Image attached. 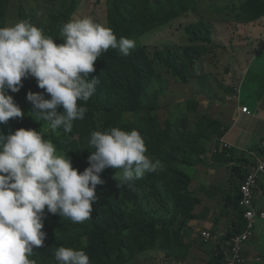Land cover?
Masks as SVG:
<instances>
[{
	"label": "rangeland",
	"instance_id": "1",
	"mask_svg": "<svg viewBox=\"0 0 264 264\" xmlns=\"http://www.w3.org/2000/svg\"><path fill=\"white\" fill-rule=\"evenodd\" d=\"M117 1L120 0H0V27L28 20L61 44L60 27L73 19L92 17L110 28ZM123 1V15L132 24L130 39L135 41L129 56L138 53L151 67V73L145 88L148 100L141 101L133 111L118 113L116 119L120 120L121 130L135 129L141 134L147 154L160 160L163 168L145 173L118 195L116 204L125 211L130 225V230L122 234L129 240V249L116 252L111 242V264H173L170 259H174L176 246L181 247L178 244L183 220L196 204L198 190L203 193L208 184L206 169L211 161L214 164L217 143L223 140L222 130L228 128L240 71L255 46L263 44L264 0ZM167 49L179 55L171 59L177 69L168 68L156 55ZM103 57L107 55L102 53L94 67ZM30 79L35 78L23 81ZM108 89L115 93L109 85ZM8 94L24 115L0 125V133L19 128L44 132L45 138L52 140L58 152L66 153L79 172L83 170L74 161L80 155L76 150L79 132H87L91 121L99 127L97 131L111 128L108 116L100 112L92 119L85 116L82 121H74L71 133L65 135L60 129L57 135L48 129L47 122L34 118L25 92L19 96L10 91ZM87 149L94 151L90 146ZM115 172L107 168L100 175L114 179ZM259 187L264 190V176ZM98 206L99 199L93 209ZM106 207L108 204L100 205L101 210ZM60 220L58 214L45 209L42 230L48 232L47 228ZM78 225L73 224L72 233H78ZM223 237L218 236V240ZM258 247L248 251L247 264H255L258 259L264 264V244ZM89 249L90 240L82 238L80 250L94 260L92 251L98 249V242ZM126 254V258H120Z\"/></svg>",
	"mask_w": 264,
	"mask_h": 264
},
{
	"label": "clouds",
	"instance_id": "2",
	"mask_svg": "<svg viewBox=\"0 0 264 264\" xmlns=\"http://www.w3.org/2000/svg\"><path fill=\"white\" fill-rule=\"evenodd\" d=\"M60 38L63 43H55L28 20L0 27V125L23 118L8 92H19L22 81L33 77L44 90L26 95L34 118L47 122L57 135L60 129L71 133L74 121L84 120L87 112L78 101L87 102L99 83L90 78L97 58L109 49L128 56L135 47L134 40L117 38L111 28L87 16L64 23ZM45 137L44 132L24 128L0 133V264H36L30 257L46 240L45 209L73 223L90 220L105 169L116 170L119 187L163 168L147 154L145 140L135 129L93 131L88 143L94 151L83 172ZM54 258L57 264H90L85 251L71 247H58Z\"/></svg>",
	"mask_w": 264,
	"mask_h": 264
},
{
	"label": "trees",
	"instance_id": "3",
	"mask_svg": "<svg viewBox=\"0 0 264 264\" xmlns=\"http://www.w3.org/2000/svg\"><path fill=\"white\" fill-rule=\"evenodd\" d=\"M123 4V0L115 3L110 28L114 31L117 38L123 36L130 39L132 24L123 15ZM104 53L107 57L102 58V62L95 67V72L90 75V78L95 77L99 80V83L96 85V91L89 99L88 103L82 106L87 108L85 114V116H88L87 118L92 119L95 114L101 112L108 116L111 128H120L122 125L120 120L116 119V115L118 113L122 114L127 111H133L140 106L141 101L145 102L148 100L145 88L150 78L151 67L143 62V59L139 57L138 53H134L132 56H122L119 54L118 50L114 53L112 49ZM156 55L163 58V60L160 61L168 68L177 69L171 60L173 56H179L177 53L167 49L163 52H158ZM180 66L182 67L181 63ZM22 84L23 87L20 91L14 93L16 96L21 95L23 92L27 94L29 91H44L37 86L35 79L22 81ZM108 85L115 93H112L108 89ZM45 98L50 97L45 94ZM59 111H62V109H59ZM98 128L97 124L91 121V127L87 132H79V143L76 146V150L77 152L80 151V155L79 158H74V161L80 164L79 166L83 171L89 166L87 158L91 155L90 151L87 149L89 146L88 140L90 139L91 133L97 131ZM225 133L226 129H223L221 137H223ZM7 134L9 133L6 131L4 135ZM78 146H81L80 149H78ZM254 154L256 156H264V150H255ZM234 162L238 165L231 166L229 177L230 191H228L224 198V207L232 211L234 221L231 230L225 234L222 240L220 239L218 241L216 246L220 247H218V251L214 254L209 264H224L229 255L227 244L240 236L244 229L243 212L239 206L240 184L246 176V168L253 165L255 159L248 160L247 158L241 157L236 158ZM100 178L103 180V184L97 185L96 190L99 196V206L97 207L98 209H93L91 219L83 223H77L79 224L77 226L78 233L74 234L72 233L74 223L68 218L61 217L60 222L55 221L47 228L48 232H46L47 236L44 245L34 249L30 259H34L36 263L57 264L54 258L55 250L60 246L80 250V240L82 238L90 240L89 251L92 250L93 243L95 241L98 242V249L95 252L92 251L95 259H91V254L88 255L90 264L112 263V250L109 249L111 242H113V247L116 252L122 249H129V240L126 237H122L124 232L130 230L128 216L116 203L118 202V195L124 192V189L129 186L130 182L121 184L117 187V183L119 182L114 179L103 177L102 175H100ZM101 204H108V207L101 210ZM198 204L199 200L193 205L190 213ZM190 213L186 219L190 217ZM58 217L60 216L58 215ZM186 219H184L183 222H185ZM132 232L134 234L137 233L135 229ZM178 245H181V237ZM203 245L207 244L203 243ZM177 248L178 246H176V249ZM243 254H246V252H243ZM126 256L127 254L124 256L120 255V258L124 259ZM243 256L246 258L245 255ZM174 258L176 259L175 255ZM118 264L123 263L119 261Z\"/></svg>",
	"mask_w": 264,
	"mask_h": 264
},
{
	"label": "crops",
	"instance_id": "4",
	"mask_svg": "<svg viewBox=\"0 0 264 264\" xmlns=\"http://www.w3.org/2000/svg\"><path fill=\"white\" fill-rule=\"evenodd\" d=\"M245 61L238 77L236 92L232 96L228 128L222 137L223 140L220 139V143H217L215 154L218 156H214V164L211 161L206 169V174L209 175L208 184L203 193L201 189L198 190L199 204L183 222L180 233L181 247L174 252L176 259H170L173 264L211 262L220 246L203 245L198 238L202 232H208L217 238L223 237L232 228L234 216L231 210L224 207V198L230 191L231 166L239 164L238 161V164L234 162L236 158L248 159L255 150H264V41L262 45L255 46ZM242 108H247L249 114L242 113ZM224 143L228 144L229 148H224ZM262 206L264 190L258 187L256 208L260 209ZM254 235L256 236L252 239L253 242L244 249L245 257H248V251L259 250L258 246L264 244V222L257 224ZM258 261V264H261L260 259Z\"/></svg>",
	"mask_w": 264,
	"mask_h": 264
},
{
	"label": "built area",
	"instance_id": "5",
	"mask_svg": "<svg viewBox=\"0 0 264 264\" xmlns=\"http://www.w3.org/2000/svg\"><path fill=\"white\" fill-rule=\"evenodd\" d=\"M242 113H248L247 108L241 109ZM222 145V144H221ZM224 148L229 145L224 143ZM255 159V163L246 168V176L240 184L239 206L243 212L244 229L240 236L236 237L231 243L227 244L229 253L224 264H247L248 261L242 255L248 242L253 238L258 222H264V206L256 208V194L259 181L264 176V156L252 154L248 160ZM204 244H218V238L208 232H202L200 236ZM257 261L256 263H258ZM250 264V263H249Z\"/></svg>",
	"mask_w": 264,
	"mask_h": 264
}]
</instances>
